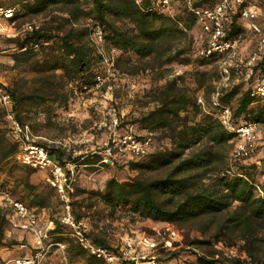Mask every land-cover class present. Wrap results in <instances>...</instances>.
Instances as JSON below:
<instances>
[{"label": "trees", "instance_id": "obj_1", "mask_svg": "<svg viewBox=\"0 0 264 264\" xmlns=\"http://www.w3.org/2000/svg\"><path fill=\"white\" fill-rule=\"evenodd\" d=\"M201 3L203 2H196V5ZM18 6L15 17L19 15V9L24 14H36L49 7L64 14L51 15L42 26L8 40L15 48L11 53L13 62L29 61L32 71L41 73L48 80L56 81L47 82V91L40 93L37 91L17 94L7 87L13 100L15 116L22 124L31 108L35 109L46 102L64 105L69 97V90H65L66 85L84 92V88L92 83L94 75L98 73L96 64L101 65L103 57L94 48L92 35L96 29L102 36L101 45L109 53L113 48L112 55H116L117 61H120L124 55L128 57L129 54L137 59L153 56L158 52L162 41L196 27L194 17L185 7L171 15L167 13L169 8L162 4V0H22ZM80 17L90 20L89 28L73 26V21ZM241 29L239 21L233 18L229 24L228 36L239 34ZM183 53L181 48L175 49L166 56L164 62L189 64L191 61ZM193 56L192 62L196 66L215 60L213 56ZM263 63L264 53L255 66L256 73H262ZM191 74L194 75L196 84L202 85L205 81L202 72L193 69ZM178 78L176 76L166 82L161 87L163 91L157 98L158 104L135 120L140 128L147 131H166L171 149L149 152L140 157L139 161L131 163L135 169L152 170L176 160L170 172L152 179L132 178L118 181L110 177L104 182L103 188L93 191V194L111 211L123 208L154 221L178 222L202 214H215L234 203L222 228H242L254 221L264 222V169L261 172L262 180L256 181L252 171L257 166L255 162H247V159H231L225 168H218L220 156L216 154L214 147L225 145L234 134L220 125L216 110L210 106L208 100L198 120L187 122L186 117L180 116L179 113L188 107L196 111L198 104L193 97L180 93L181 89L175 87ZM212 81L209 76L206 94L212 87ZM218 99L220 105L229 108L234 124L257 122L264 127V97L254 96L250 88L245 87L241 91L234 86L221 88ZM3 121L0 110V172L17 181L21 190L14 197L11 190L3 186L4 182H0V187L3 186L0 192L6 191L12 198L23 202L37 213L38 209L49 206V190L53 189L47 184L48 189L38 190L36 185L29 182L28 176L33 169L14 159L18 147L8 135ZM202 138L207 141L205 145L184 155V151L199 145ZM47 151L54 160L65 162L60 159L59 150ZM76 160L72 158L67 161L77 164ZM86 161L88 160L83 159L81 163L85 165ZM20 169L25 170L24 174L16 179L15 171ZM224 170L229 173H223ZM211 171L218 172L213 178H207V183H203L202 180L209 177ZM173 197L179 199L171 208H166L165 203ZM73 215L78 219V215ZM39 222L43 223L41 220ZM48 222L52 224V228L47 231L50 241H64L65 235L69 233L66 226L59 218L46 219L43 224ZM91 240L104 244L100 240ZM69 244L68 259L73 262V257L84 250L72 238L69 239ZM247 256L252 258V252L247 250ZM169 259H179L186 264H235L239 261L233 259L235 263L220 262L211 255L207 257L195 253L183 256L173 253Z\"/></svg>", "mask_w": 264, "mask_h": 264}, {"label": "rangeland", "instance_id": "obj_2", "mask_svg": "<svg viewBox=\"0 0 264 264\" xmlns=\"http://www.w3.org/2000/svg\"><path fill=\"white\" fill-rule=\"evenodd\" d=\"M6 1L17 4L15 5L16 9L22 0ZM195 1L211 4L215 0ZM166 5L169 8L167 13L171 15H175L184 8L182 0H172ZM19 12L13 23L6 27L8 33L0 36V80L17 94L45 92L47 91L45 84L51 79L48 80L41 73L32 71L29 61L13 62L11 53L15 48L8 40L22 34L19 29L23 23L33 22L42 26L51 15L64 16V14L51 10L50 7L36 14H24L21 9ZM239 24L242 28L240 34L243 40L240 55L245 59L252 50L254 38L248 34L249 21L247 19H240ZM73 26L89 28L90 20L84 17L77 18L73 21ZM198 34L197 28L191 27L183 33H177L162 41L158 52L153 56L137 59L134 55L129 54L128 57L124 55L120 61H117L116 55H112V53L110 55L105 46L96 43L92 35L95 50L102 56L112 57L114 75L109 77L98 89L91 92H80L78 89L66 85L65 90H69V97L64 105L46 102L35 109L31 108L23 124L28 126L31 138L37 144L47 150H59L62 161L77 159L78 176L73 191L69 194V203L73 213L79 216L78 219L85 220L88 228L87 234L91 238L100 240L111 248H116L124 236L144 234L151 236L160 244L162 240L168 238L166 229L169 228L174 230L175 236H172V239L168 238L171 242L169 251L154 252L159 254L158 257H166L170 253H177L180 256L195 253L199 256L208 257L211 255L212 258L218 259L220 262L235 263L233 259H238L239 261L235 264H264V222L254 221L242 228H222L234 203L215 214H202L178 222H165L144 218L123 208L111 211L93 194V191L101 190L104 182L110 177L118 181L132 178L152 179L163 177L170 172L176 160L167 166L146 170L133 168L131 163L139 161L140 158L132 157L126 153L113 154L108 156V159L104 158L106 156L101 151L102 142L105 140L108 130L106 126L98 127V123L105 120L107 125L110 114L114 113L118 116L120 131L126 126H131L134 134L138 136L150 132L152 139L150 153L171 149L166 131L162 129L147 131L140 128L135 120L158 104L157 98L163 91L161 87H164L166 82L176 76L179 78L175 81V87L181 89L180 93L193 97L195 103L198 104L196 111L188 107L179 113L180 116L186 117L187 122L200 118L209 93L213 89L214 82L219 79V75L215 62L202 66H196L192 62ZM178 48L184 51L183 56L188 57L191 62L186 65L177 62L165 63L166 56ZM96 69L98 73L104 71L102 64H96ZM193 69L203 73L202 77L205 81L202 85L196 84L194 75L191 74ZM209 76L213 81L212 87L206 94ZM220 81L227 83L229 87L234 86L240 91L245 88L237 71L230 72L226 79ZM51 82L55 83L56 81L51 80ZM197 98H200L202 103L198 102ZM3 123L7 128L4 121ZM7 131L9 133L8 128ZM8 135L10 136V134ZM206 143V139L202 138L199 145L184 151V155ZM231 148L232 140L225 145L214 147L216 154L221 158L217 162L220 164L218 168H225L230 162ZM14 159L18 162L16 157ZM83 159L88 160L85 165L81 163ZM247 162H255L257 169L252 173L256 181L262 180L264 128L257 137L255 151L247 159ZM24 171L22 169L15 171V178L18 179L19 176H22ZM31 171L32 173L28 176L29 182L36 185L38 190L48 189L45 172L36 169ZM193 172L191 171V173ZM217 172L211 171L209 177H205L202 182L207 183V178H213ZM0 182H4L3 186L10 189L14 197L21 190L17 181L1 172ZM49 191L51 194L49 206L37 210L38 218L43 223L49 218L58 220L62 210V202L54 190L50 189ZM178 199L177 197L171 198L165 203L166 208H171ZM9 216V208L0 198V260L29 255L34 250L29 235L11 227ZM65 237L66 239L62 242L65 247V255L68 258L70 256L69 239L72 237L69 233ZM247 250L252 252V258L247 256ZM72 261L75 264H104L85 251L75 255ZM44 264H61L60 254L53 247L47 253Z\"/></svg>", "mask_w": 264, "mask_h": 264}, {"label": "built area", "instance_id": "obj_3", "mask_svg": "<svg viewBox=\"0 0 264 264\" xmlns=\"http://www.w3.org/2000/svg\"><path fill=\"white\" fill-rule=\"evenodd\" d=\"M170 0H162L166 5ZM186 10L194 17L195 25L199 32L195 46L197 57L215 58L219 79L214 82L209 93L208 102L216 110V118L220 125L232 132L231 159H248L254 153L257 137L263 126L257 122L234 124L231 121L230 110L219 103L221 88H228L227 83L220 80L226 79L230 72L237 71L243 85L251 89L254 96L264 97V63L262 73L255 72V66L264 53V0H215L211 4L201 3L196 5L195 0H182ZM13 6L0 5V23L12 24L15 19ZM233 18L238 21H249L248 34L254 38L252 50L245 59L241 58V34L228 36L229 24ZM38 28L33 22L23 23L20 31L26 32ZM2 30L0 28V36ZM94 41L102 43V36L98 29L93 33ZM113 48L110 49V54ZM104 71L96 73L92 83L84 88V92H91L102 86L109 77L114 75L112 57L103 56ZM200 101V98H197ZM0 110L3 120L9 130L11 139L17 144L16 159L23 165L45 172V180L54 190L62 202L60 222L69 230L70 236L88 255L104 264H186L179 259L158 257L159 251L167 252L170 249V239L175 236L174 230L167 228L168 238L160 244L149 235H127L121 239L120 245L111 248L105 244L93 242L87 234L88 228L85 220L75 219L69 203V194L73 191L78 176V166L65 161L59 163L54 160L42 145L37 144L29 132L28 126L19 122L13 109L12 97L0 80ZM108 132L102 142L104 158L113 154L126 153L132 157L140 158L150 152L152 139L150 132L142 136L135 135L131 126L119 129V119L114 113L110 114L106 125L105 120L98 123V127H105ZM106 159H104L106 161ZM223 173L228 174V170ZM0 198L9 208V223L12 228L29 235L33 252L29 255L10 257L0 261V264H44L45 257L53 247L60 254L61 264H75L70 262L65 255L63 242H51L48 229L52 228L51 222L40 223L37 213L28 208L23 202L12 198L6 191L0 192Z\"/></svg>", "mask_w": 264, "mask_h": 264}, {"label": "crops", "instance_id": "obj_4", "mask_svg": "<svg viewBox=\"0 0 264 264\" xmlns=\"http://www.w3.org/2000/svg\"><path fill=\"white\" fill-rule=\"evenodd\" d=\"M0 5H3V6H15L17 4H11L9 1H6V0H0ZM20 13V12H19ZM8 26V24L6 22H1L0 23V28L2 30V35L3 34H7L8 31L6 30V27Z\"/></svg>", "mask_w": 264, "mask_h": 264}]
</instances>
